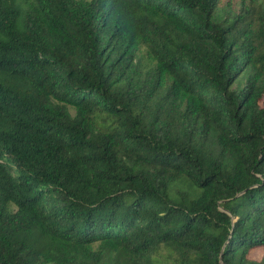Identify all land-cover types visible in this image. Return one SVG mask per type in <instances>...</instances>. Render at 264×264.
I'll return each instance as SVG.
<instances>
[{
  "label": "trees",
  "instance_id": "trees-1",
  "mask_svg": "<svg viewBox=\"0 0 264 264\" xmlns=\"http://www.w3.org/2000/svg\"><path fill=\"white\" fill-rule=\"evenodd\" d=\"M258 4L0 0V264H264Z\"/></svg>",
  "mask_w": 264,
  "mask_h": 264
},
{
  "label": "rangeland",
  "instance_id": "rangeland-1",
  "mask_svg": "<svg viewBox=\"0 0 264 264\" xmlns=\"http://www.w3.org/2000/svg\"><path fill=\"white\" fill-rule=\"evenodd\" d=\"M258 3H259L258 5H259L260 9H262L264 11V0H258ZM233 7H236L238 9L239 3H237L235 6H232L228 2H225V4H223L221 9H220L221 17H225L227 15V13L232 10ZM140 53H141L140 57H138L135 60V62L138 61L139 65H140V68L144 70L145 69L144 66L146 64H148V62L146 60L145 50L144 49L141 50ZM142 75H143L142 76L143 78L146 77L147 76V71L143 72ZM247 75H248V73L247 74H243L240 77V79L238 80V82H237V84L235 86H240V87L242 86L243 87V85L246 82ZM70 110H71V112L73 114L74 113V108H70ZM263 252H264L263 248H255V249H253L251 251V257L255 258V259H260L262 257V255H263Z\"/></svg>",
  "mask_w": 264,
  "mask_h": 264
}]
</instances>
